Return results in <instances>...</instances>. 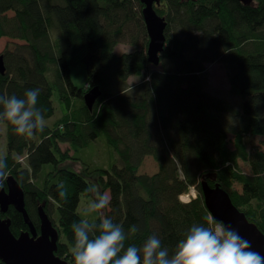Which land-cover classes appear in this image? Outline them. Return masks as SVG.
Listing matches in <instances>:
<instances>
[{
    "label": "trees",
    "instance_id": "obj_1",
    "mask_svg": "<svg viewBox=\"0 0 264 264\" xmlns=\"http://www.w3.org/2000/svg\"><path fill=\"white\" fill-rule=\"evenodd\" d=\"M143 7L141 0H0V38L13 41L2 53L0 95L39 88L45 119L55 115L54 100L66 109L31 137L0 123L7 137L0 158L34 226L40 232L41 207L59 234L56 255L70 264L72 223L99 222L80 212L93 187L109 192L105 214L125 232L139 226L126 244L155 233L171 253L193 224L215 222L202 180L219 184L264 233V0H160L155 9L167 27L158 66L148 61ZM121 44L132 49L118 53ZM216 62L241 98L240 112L205 88L207 64ZM78 65L83 86L71 77ZM93 88L101 94L89 109L84 95ZM226 116L239 117L235 127ZM192 189L197 196L182 201ZM9 209L14 235L29 231Z\"/></svg>",
    "mask_w": 264,
    "mask_h": 264
},
{
    "label": "clouds",
    "instance_id": "obj_2",
    "mask_svg": "<svg viewBox=\"0 0 264 264\" xmlns=\"http://www.w3.org/2000/svg\"><path fill=\"white\" fill-rule=\"evenodd\" d=\"M40 89H28L23 97L0 95V123L11 125L17 136L31 137L43 132L45 117L38 107ZM8 164L0 158V182L7 178ZM63 188V185L60 186ZM85 216L95 214L98 219H81L73 222V247L70 249L74 264H264V255L252 247V242L221 221L193 224L171 253L153 233L139 245L126 242L140 231L132 225L127 232L115 223L104 210L109 197L95 187ZM60 196L65 197L61 190Z\"/></svg>",
    "mask_w": 264,
    "mask_h": 264
},
{
    "label": "water",
    "instance_id": "obj_3",
    "mask_svg": "<svg viewBox=\"0 0 264 264\" xmlns=\"http://www.w3.org/2000/svg\"><path fill=\"white\" fill-rule=\"evenodd\" d=\"M238 1L244 5L253 3V0ZM141 2L144 5L142 13L149 37L148 61L153 66H158L160 54L164 51L166 43L167 22L155 9V5H159L160 0H141ZM5 70L4 56L0 55V73H5ZM100 94L98 88H93L84 95V101L89 109H92ZM6 182L7 193L4 187H0V260L4 264H70L56 255L59 234L48 215L41 207L39 208L40 235L38 236L25 207L23 189L13 177H8ZM201 191L205 205L214 220L236 229L241 236L252 242L254 250L264 255V233L233 204L229 193L219 184L210 186L206 180L201 182ZM10 205L23 215L29 231L22 232L18 236L11 231L10 220L1 216V212L6 213Z\"/></svg>",
    "mask_w": 264,
    "mask_h": 264
},
{
    "label": "rangeland",
    "instance_id": "obj_4",
    "mask_svg": "<svg viewBox=\"0 0 264 264\" xmlns=\"http://www.w3.org/2000/svg\"><path fill=\"white\" fill-rule=\"evenodd\" d=\"M12 42L13 41L8 39V38H0V55H2L6 46H8V44L10 45ZM131 49L132 48L130 46L121 44V45H118V47L116 48V51L118 53H122V52L129 51ZM205 76L207 79V84L205 87L206 90H208L213 95L218 96V97L228 101L238 112H240L239 109L241 108V98L238 95L233 94L230 90L229 77H228V73H227V69H226L225 65H223L222 63H219V62L207 64ZM71 77H72V81L76 85L83 86L85 84V81H86V72H85L84 67L82 65L72 67ZM139 81H140L139 77H131L129 79L130 84H135V83H138ZM87 88H89V85L87 86ZM54 104L56 106L55 115L50 119H45L46 124H49V125L53 124L55 122V120H57L61 117L62 112L66 111L65 106L64 105L59 106L56 100H54ZM226 117H227L225 119L226 122H230L229 124L232 125L233 127H235V125L239 121V117L235 118V119L232 116H226ZM232 126H230V127H232ZM233 127L229 128V132H230L229 139L231 141L233 140V137H234L233 136ZM6 139H7V137H6L5 125L1 124L0 125V157L6 155V153H7V140ZM61 146L63 149H66L68 147L67 144H62ZM19 160L22 162L23 166H27L26 155H24ZM68 164L71 165L70 163H68ZM150 165H152V164L151 163L147 164V168H149ZM240 166L242 167V169L245 172H249V167L247 164L240 162ZM152 171H153V169H152ZM7 178L4 180H7ZM0 186H2V184H0ZM4 191L6 193L8 192V191H6L5 188H4ZM105 194L107 196H109V192H106ZM196 196H197V192L194 189H192L189 194L183 195L181 197V199L185 202H188L192 198H195ZM91 202H92V199H87V198L82 199V202L80 205V212L83 215H85V212H86V210H87V208ZM107 210H108V208L105 209L104 212L106 213ZM93 215H95V214H93ZM2 217L4 219H6L5 215H3ZM36 231H37V235L39 236L40 232L37 229H36Z\"/></svg>",
    "mask_w": 264,
    "mask_h": 264
},
{
    "label": "flooded vegetation",
    "instance_id": "obj_5",
    "mask_svg": "<svg viewBox=\"0 0 264 264\" xmlns=\"http://www.w3.org/2000/svg\"><path fill=\"white\" fill-rule=\"evenodd\" d=\"M0 184H2V186L6 189V191H8V188H7V186L5 185V180H3L2 182H0ZM4 184V185H3ZM2 186H0V187H2ZM1 205V204H0ZM11 206V205H10ZM10 206H9V208H10ZM8 208V209H9ZM10 210V209H9ZM8 213V211L6 212V213H2L1 212V216H3V215H6Z\"/></svg>",
    "mask_w": 264,
    "mask_h": 264
},
{
    "label": "bare ground",
    "instance_id": "obj_6",
    "mask_svg": "<svg viewBox=\"0 0 264 264\" xmlns=\"http://www.w3.org/2000/svg\"><path fill=\"white\" fill-rule=\"evenodd\" d=\"M117 159V158H116ZM98 163V162H97ZM97 165V164H96Z\"/></svg>",
    "mask_w": 264,
    "mask_h": 264
}]
</instances>
